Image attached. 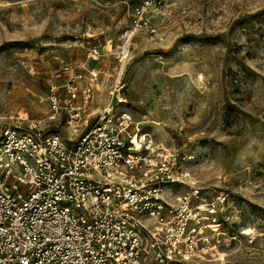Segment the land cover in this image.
I'll return each mask as SVG.
<instances>
[{
  "label": "rangeland",
  "instance_id": "374dc122",
  "mask_svg": "<svg viewBox=\"0 0 264 264\" xmlns=\"http://www.w3.org/2000/svg\"><path fill=\"white\" fill-rule=\"evenodd\" d=\"M124 1L0 0V123L38 119L67 139L66 114L50 118L48 88L68 66L100 70L92 120L123 98L117 111L186 155L212 195L233 200L237 239L196 264H264V0H169L134 32Z\"/></svg>",
  "mask_w": 264,
  "mask_h": 264
},
{
  "label": "built area",
  "instance_id": "2783aa9c",
  "mask_svg": "<svg viewBox=\"0 0 264 264\" xmlns=\"http://www.w3.org/2000/svg\"><path fill=\"white\" fill-rule=\"evenodd\" d=\"M167 2L124 1L128 30L147 26ZM102 55L90 49V58ZM64 74L45 99L50 118L66 114L67 139L38 119L0 123V264H196L237 239L227 191L212 195L186 155L117 111L123 98L92 120L87 107L100 70L68 66Z\"/></svg>",
  "mask_w": 264,
  "mask_h": 264
},
{
  "label": "bare ground",
  "instance_id": "6f19581e",
  "mask_svg": "<svg viewBox=\"0 0 264 264\" xmlns=\"http://www.w3.org/2000/svg\"><path fill=\"white\" fill-rule=\"evenodd\" d=\"M129 41H130V36L129 37H124L122 39V42L124 43L123 46H122V49H123L124 52L126 51V47H128V45H129ZM107 47H108V49L112 50L113 46L110 44V42H108ZM137 143H138V141L136 140V145H137Z\"/></svg>",
  "mask_w": 264,
  "mask_h": 264
}]
</instances>
